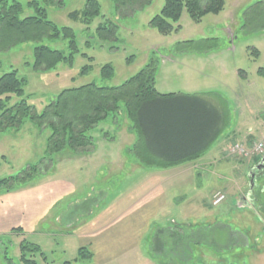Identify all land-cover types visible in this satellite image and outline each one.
<instances>
[{"label":"rangeland","instance_id":"rangeland-1","mask_svg":"<svg viewBox=\"0 0 264 264\" xmlns=\"http://www.w3.org/2000/svg\"><path fill=\"white\" fill-rule=\"evenodd\" d=\"M9 1L32 14L26 4L33 0ZM96 1L101 16L88 30L69 17L82 11L86 0L45 7L48 21L74 32L78 51L72 65L34 72L36 44L27 43L0 52V77L16 71L25 78L29 105L41 112L62 90L91 83L119 86L153 61L158 93L205 96L219 108L223 106L218 101H224L227 126L200 158L168 169L135 164L127 151L134 136L122 115L90 133L96 149L92 156L66 150L52 156L50 164L43 161L48 129L25 120L19 130L1 133L0 180L35 165L41 170L10 192L0 189V264H184L186 259L188 264H220L225 254L214 247L219 249L225 238L222 225L232 231L255 228L253 214L232 207L246 191L254 156L240 160L229 148L236 144L247 150L264 135V19L245 16L264 0H225L222 11L206 14L199 22L183 11L169 35L149 26L164 0H152L130 13L117 10L110 0ZM106 19L118 26L116 40L100 42L95 29ZM185 42H194L196 49L178 52L177 46ZM40 45L69 53L62 39ZM104 65L113 68L111 80L100 78ZM85 66L90 69L82 75ZM103 132L113 140L104 139ZM217 191L226 200L213 207L211 197ZM182 242L187 257L184 251L179 257L167 253L170 244L180 251ZM80 249L91 257L79 260ZM235 249L227 254L237 253ZM256 263L264 264L262 258Z\"/></svg>","mask_w":264,"mask_h":264},{"label":"trees","instance_id":"trees-1","mask_svg":"<svg viewBox=\"0 0 264 264\" xmlns=\"http://www.w3.org/2000/svg\"><path fill=\"white\" fill-rule=\"evenodd\" d=\"M110 1L117 10L123 9L128 13L152 2ZM63 5L64 0H33L26 4L32 14H25V8L19 2L0 0V52L33 43L36 44L31 63L34 72L54 70L59 64L72 65L78 51L74 32L48 21L45 9L61 8ZM224 5L225 0H164L160 13L150 20L149 26L161 35H169L183 11L191 20L199 22L206 14H218ZM248 15L264 19V1L250 8L245 13V16ZM100 16L101 7L96 0H86L82 11L69 14L71 19L80 20L87 30L91 22ZM117 29L115 22L106 19L95 29V37L100 42L114 41ZM60 39L67 41L68 54L40 45L45 40ZM195 47L194 42H185L179 44L177 49L180 53H186L192 52ZM254 53L258 54L255 49ZM156 67L155 62H150L119 86L91 83L62 90L41 112L29 105L24 90L26 79L19 77L16 71L3 74L0 77V134L7 130H19L25 120L40 130L48 129L50 135L43 161L50 164L53 162L52 156L66 150L74 156L90 153L95 143L90 133L108 121L111 124L118 122L122 115L128 122V131L135 136L128 152L139 165L168 169L194 161L215 143L227 126L229 114L225 102L219 100L218 103L223 106L219 108L205 96L158 93L155 89ZM89 69L90 67L85 66L81 74H87ZM260 72L264 73V70ZM113 75L110 65H104L100 70L103 81L111 80ZM103 136L106 140H113L106 132H103ZM40 170V165H35L14 177L2 179L0 189L10 192L29 181ZM183 242V251L187 257ZM167 245L168 243H164V248ZM179 249L170 244L167 253L179 257L176 255ZM83 250H79V260L91 257L85 256ZM185 261L183 263L188 264L187 259ZM25 262L35 264L32 261Z\"/></svg>","mask_w":264,"mask_h":264},{"label":"flooded vegetation","instance_id":"flooded-vegetation-1","mask_svg":"<svg viewBox=\"0 0 264 264\" xmlns=\"http://www.w3.org/2000/svg\"><path fill=\"white\" fill-rule=\"evenodd\" d=\"M256 157V162L248 168L246 173V191L237 197V202L232 204L235 212L248 211L253 214L251 224L255 228L250 225L243 231H232L229 225H222L221 231L223 228L226 230L225 238L220 240L219 249L214 247L215 250L223 251L225 254L218 260L220 264H249V261L258 264L257 258H262L264 263V154H257ZM227 236L230 240L226 238ZM232 247H236L233 252L237 253L227 254ZM182 251L183 247L178 254ZM244 251L249 252V256H244Z\"/></svg>","mask_w":264,"mask_h":264},{"label":"built area","instance_id":"built-area-1","mask_svg":"<svg viewBox=\"0 0 264 264\" xmlns=\"http://www.w3.org/2000/svg\"><path fill=\"white\" fill-rule=\"evenodd\" d=\"M229 153L230 155H234L235 157H239V158H247L249 154H255V155L264 154V137L261 142L254 144L248 151L244 149L242 146L234 144L229 148ZM225 198L226 196L224 193L220 191L215 192L211 198L212 206L213 207L219 206L225 200Z\"/></svg>","mask_w":264,"mask_h":264},{"label":"crops","instance_id":"crops-1","mask_svg":"<svg viewBox=\"0 0 264 264\" xmlns=\"http://www.w3.org/2000/svg\"><path fill=\"white\" fill-rule=\"evenodd\" d=\"M133 136H134V135H133ZM263 137H264V135H263ZM261 138H262V137H261ZM261 138H260L259 142L262 141ZM262 139H263V138H262ZM134 141H135V136H134ZM259 142H258V143H259ZM133 143H134V142H133ZM254 144H255V143H253V144H248V150H249V147H251V146L254 145ZM95 150H96V149H93L92 152L89 153V155L92 156V155L94 154ZM127 151H128V149H127ZM251 156H254V157H252L253 164H254V163L256 162V159H257V157H256L255 154H249L248 158L244 159V161H249L248 159H249ZM133 159H134V158H133ZM240 160H241V159H240ZM134 161H135V164H138V165H139V163H138L135 159H134ZM253 164H252V165H253ZM252 165H251V166H252ZM140 166H141V165H140Z\"/></svg>","mask_w":264,"mask_h":264}]
</instances>
